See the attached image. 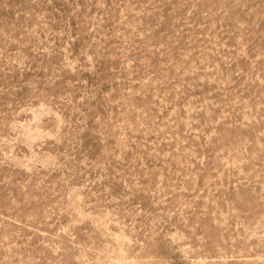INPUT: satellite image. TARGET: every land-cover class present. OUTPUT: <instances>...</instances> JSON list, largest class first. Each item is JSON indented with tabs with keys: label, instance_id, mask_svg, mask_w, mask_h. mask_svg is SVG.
Listing matches in <instances>:
<instances>
[{
	"label": "rangeland",
	"instance_id": "1",
	"mask_svg": "<svg viewBox=\"0 0 264 264\" xmlns=\"http://www.w3.org/2000/svg\"><path fill=\"white\" fill-rule=\"evenodd\" d=\"M0 264H264V0H0Z\"/></svg>",
	"mask_w": 264,
	"mask_h": 264
}]
</instances>
